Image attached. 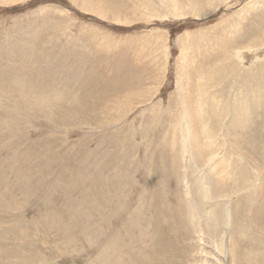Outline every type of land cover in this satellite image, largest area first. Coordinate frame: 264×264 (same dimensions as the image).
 I'll return each instance as SVG.
<instances>
[{
    "label": "rangeland",
    "instance_id": "1",
    "mask_svg": "<svg viewBox=\"0 0 264 264\" xmlns=\"http://www.w3.org/2000/svg\"><path fill=\"white\" fill-rule=\"evenodd\" d=\"M262 96L264 0H0V264H264Z\"/></svg>",
    "mask_w": 264,
    "mask_h": 264
},
{
    "label": "bare ground",
    "instance_id": "2",
    "mask_svg": "<svg viewBox=\"0 0 264 264\" xmlns=\"http://www.w3.org/2000/svg\"><path fill=\"white\" fill-rule=\"evenodd\" d=\"M263 97V96H262ZM261 97V98H262ZM263 99H264V97H263ZM262 100V99H261ZM263 101V100H262ZM262 105V104H261ZM235 110V104H234V106H232V110ZM261 111H263L262 113L264 114V110H261ZM234 154H236V157H237V153H234ZM239 163H240V161H239V159H237L236 160V164H235V166H237V168L239 169V171H240V173L241 174H243V175H239L243 180L242 181H244V182H246V179H247V177H248V175H247V173H246V171H245V169L243 168V167H239ZM214 165H216L215 163H213V165H212V167H214ZM209 178H207V180H208ZM264 179V178H263ZM261 180V179H260ZM219 182L221 181L220 179L218 180ZM224 185H226V184H224L223 183V186ZM200 194L202 195V196H205L204 194H206V192L205 191H203V190H200ZM209 194V193H208ZM207 194V195H208ZM261 194V193H260ZM206 195V196H207ZM212 196H213V194H211ZM206 198V197H205ZM208 198V197H207ZM214 198V197H213ZM261 199H263V201H264V182H263V190H262V194H261ZM210 201H212V198H211V200ZM220 207V206H219ZM218 207V208H219ZM221 209V208H220ZM227 210V209H226ZM168 211V210H167ZM262 211H264V207H259L258 208V212L259 213H261ZM218 212V211H217ZM219 213V212H218ZM220 213H221V211H220ZM234 213V212H233ZM108 214V213H107ZM228 214H229V212H228ZM111 215V214H110ZM220 216H221V214H220ZM229 216V215H228ZM230 219V218H229ZM75 227V226H74ZM77 227V226H76ZM76 229V228H75ZM215 229V228H214ZM76 231V230H75ZM217 232V231H216ZM199 233V232H198ZM74 234H76V232L74 233ZM75 238V237H74ZM74 238H72V241H74ZM224 238V237H223ZM253 240H256V243L254 244L256 247H257V250H262L263 248H264V245H262L263 243H261V241H258V240H260V238H256V239H253ZM251 242V241H250ZM262 242H263V240H262ZM256 251V250H255ZM253 253V252H252ZM15 254V253H14ZM107 254V253H106ZM141 254V253H140ZM228 254H230V253H228ZM142 255V254H141ZM140 256V255H139ZM119 257V256H118ZM142 257V256H141ZM247 257V256H246ZM115 258V257H114ZM252 258V257H251ZM108 259V258H107ZM116 259V258H115ZM133 259V258H132ZM140 258H138L136 261H138ZM31 260H32V258H31ZM134 260V259H133ZM135 260L133 261V262H135ZM145 260V259H144ZM24 261V260H23ZM27 260H25L24 261V263H27V262H29V261H27ZM131 261V260H130ZM132 262V263H133ZM147 262V261H146ZM242 262V263H241ZM241 262H238V264H243V259H242V261ZM257 262H259V263H263L264 262V259H262V258H258L257 260H255V261H252V263H257ZM116 263H119V262H116ZM138 263V262H137ZM136 262L135 263H133V264H137ZM103 264H106V261L103 259ZM130 264V263H129ZM141 264V263H140ZM143 264H145V262L143 263ZM149 264V263H148Z\"/></svg>",
    "mask_w": 264,
    "mask_h": 264
}]
</instances>
